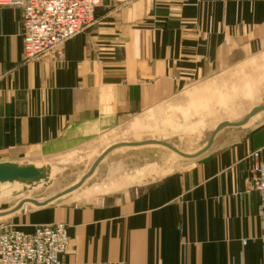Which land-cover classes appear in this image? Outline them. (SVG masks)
I'll list each match as a JSON object with an SVG mask.
<instances>
[{"label": "crops", "instance_id": "crops-1", "mask_svg": "<svg viewBox=\"0 0 264 264\" xmlns=\"http://www.w3.org/2000/svg\"><path fill=\"white\" fill-rule=\"evenodd\" d=\"M22 18L0 7V163L74 151L264 39V0H102L89 28L25 62ZM255 151L264 161V123L145 186L14 226L65 224L63 264H264Z\"/></svg>", "mask_w": 264, "mask_h": 264}, {"label": "rangeland", "instance_id": "rangeland-1", "mask_svg": "<svg viewBox=\"0 0 264 264\" xmlns=\"http://www.w3.org/2000/svg\"><path fill=\"white\" fill-rule=\"evenodd\" d=\"M253 42L252 45L236 46L235 59H228L229 54L223 53L220 61L214 62V67L210 62V71L206 69L201 76L192 73L183 81L174 78L178 88L155 107L123 120L98 139L74 151L50 158L32 157L7 162L46 170L47 176L46 180L31 185L20 180L0 183V215L7 214L0 217V225H16V216L40 209L25 204L18 215L11 214L24 200L45 203L78 184L113 145L157 140L189 156L202 152L220 124L243 122L254 108L264 106V39L254 38ZM230 51H233L232 47ZM262 123L264 111L243 126H226L216 135L213 146L217 148L237 141ZM194 159L180 157L157 145L121 147L107 155L78 190L60 197L44 209L101 204L109 197L171 174L179 169L178 165L191 164Z\"/></svg>", "mask_w": 264, "mask_h": 264}, {"label": "built area", "instance_id": "built-area-1", "mask_svg": "<svg viewBox=\"0 0 264 264\" xmlns=\"http://www.w3.org/2000/svg\"><path fill=\"white\" fill-rule=\"evenodd\" d=\"M102 0H0V7L22 11L23 59L31 62L81 34L95 21ZM251 184L264 213V161L260 152L250 155ZM67 227L38 225L32 233L14 225H0V264H63L70 245ZM245 244V242H244Z\"/></svg>", "mask_w": 264, "mask_h": 264}, {"label": "water", "instance_id": "water-1", "mask_svg": "<svg viewBox=\"0 0 264 264\" xmlns=\"http://www.w3.org/2000/svg\"><path fill=\"white\" fill-rule=\"evenodd\" d=\"M262 111H264V106L256 107L249 113V115L247 116V118L243 122H240L237 124H231L229 122H225V123L220 124L215 129L214 133L212 134V137H211L207 147L202 152H200L199 154L193 155V156L186 155V154L178 151L176 148L169 145L168 143H165L162 141H157V140H148V141H144V142H134V143H120V144L113 145V146L109 147L107 150H105V152L98 158V160L95 162V164L91 167L90 171L83 177V179L78 184H76L72 188L68 189L67 191L61 193L60 195L54 197L53 199H51L45 203H40L34 199L24 200L23 202H21L17 207H15L11 211V214H14V213L20 211L25 204H32L38 208L45 207V206L49 205L50 203L56 201L60 197L69 195L72 192L78 190L83 185V183L94 174L95 170L98 168L100 163L104 160V158L107 155H109L112 151H114L115 149H118L121 147H140V146H148V145H157V146H163V147L168 148L169 150L173 151L174 153H176L180 157L187 158V159H194V158L199 157L200 155H202L203 153L207 152L208 150H210L212 148V146L214 144L215 137L222 128H224L226 126H233V127L243 126V125L247 124L248 121L253 116H255L257 113L262 112ZM46 176H47L46 170L37 169L34 166L20 167L16 164L7 163V162L0 163V183H2V184L6 183V182H13V181H19L20 180L24 183H28L31 185L35 182H39L41 180H46ZM5 215H7V214L0 215V217H4Z\"/></svg>", "mask_w": 264, "mask_h": 264}]
</instances>
